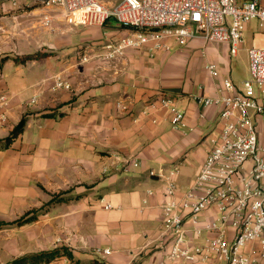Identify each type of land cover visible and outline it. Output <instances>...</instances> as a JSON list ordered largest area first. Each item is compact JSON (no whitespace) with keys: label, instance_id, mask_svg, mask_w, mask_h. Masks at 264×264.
<instances>
[{"label":"crops","instance_id":"obj_1","mask_svg":"<svg viewBox=\"0 0 264 264\" xmlns=\"http://www.w3.org/2000/svg\"><path fill=\"white\" fill-rule=\"evenodd\" d=\"M115 23L72 26L57 7L1 0L0 94L11 103L0 124V264L56 248L59 256L39 264H158L169 250L165 184L150 170L178 165L179 192L189 187L221 127L220 108H202L193 96L218 94L222 78H232L233 56L228 42L196 38L154 56L128 49L104 61L102 45L129 32ZM252 23L247 49L264 43ZM209 62L219 78L207 71ZM56 75L72 88L54 89ZM163 95L186 111L187 128L174 130L166 109L156 123L142 116ZM23 118L24 130L7 144ZM106 248L110 254L100 251Z\"/></svg>","mask_w":264,"mask_h":264},{"label":"built area","instance_id":"obj_2","mask_svg":"<svg viewBox=\"0 0 264 264\" xmlns=\"http://www.w3.org/2000/svg\"><path fill=\"white\" fill-rule=\"evenodd\" d=\"M29 1L57 7L72 26L115 20L127 28V35L102 45L104 61L121 58L128 49L154 56L196 38L228 42L235 56L254 21L264 40V0H121L114 6L101 0ZM44 22L49 24L51 16L46 14ZM248 59V77L241 86L226 76L218 94L193 96L202 108H220L221 127L209 139L208 155L189 187L179 192L178 165L150 170L164 182L168 198L161 208L169 250L158 264H264V43H254ZM205 67L213 78L220 77L216 63ZM52 81L54 89L72 88L60 75ZM10 103L9 95L0 94V124L9 118ZM161 109L168 110L174 130L187 128L186 111L167 95L149 102L141 114L156 123ZM101 202L105 209L112 207L105 198ZM100 251L111 253L108 248Z\"/></svg>","mask_w":264,"mask_h":264},{"label":"trees","instance_id":"obj_3","mask_svg":"<svg viewBox=\"0 0 264 264\" xmlns=\"http://www.w3.org/2000/svg\"><path fill=\"white\" fill-rule=\"evenodd\" d=\"M39 56L40 54L30 55V56L24 57L22 60L31 59V58L39 57ZM25 125H26V118H23L13 130L12 135L6 140L7 141L6 143L10 144L11 141L14 138H16L24 130ZM34 219H35V216L24 217L18 220V224L21 225L24 223H28L30 221H33ZM59 255H60V249L56 248L53 250H46V251H40L37 253L26 254V255L13 259L7 264H39L43 262H49Z\"/></svg>","mask_w":264,"mask_h":264},{"label":"rangeland","instance_id":"obj_4","mask_svg":"<svg viewBox=\"0 0 264 264\" xmlns=\"http://www.w3.org/2000/svg\"><path fill=\"white\" fill-rule=\"evenodd\" d=\"M115 24L118 27H121V25L118 22H116ZM257 24H258V22L254 21L252 23V28L257 29ZM250 34H249V32L245 33L244 42L242 43L238 54L233 56V57H231L232 58L231 77H232L233 81L235 82V84L238 85V86H241L243 84L244 79L248 75V73H247V61L249 59H248V52H247L248 49L247 48L249 46H251V44H252V38H251ZM179 46H180L179 44H174L173 45L174 48H177ZM191 61H192V64L193 63L194 64L197 63V65H199L202 60H201L200 57H192ZM163 93H165V91ZM214 134H216V133H214Z\"/></svg>","mask_w":264,"mask_h":264}]
</instances>
